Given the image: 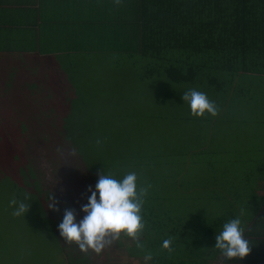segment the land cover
<instances>
[{"label":"rangeland","instance_id":"obj_1","mask_svg":"<svg viewBox=\"0 0 264 264\" xmlns=\"http://www.w3.org/2000/svg\"><path fill=\"white\" fill-rule=\"evenodd\" d=\"M120 39L92 45L83 38L77 44L65 41L57 48L65 54L62 58H34L35 69L22 65L0 68V264H108V259L118 262L116 257L123 258L126 251L143 257L146 252L159 255L167 251L162 243L169 237L173 238L171 245L178 244L177 249L167 251L174 264L188 253L184 250L187 244L214 247L215 241L211 243L204 229L211 226L210 218L227 217L229 204L222 202V196L244 200L253 193L251 186L259 189L251 170L264 151V124L256 120L264 115V77H236L230 79L232 86L225 87L237 92L239 85L246 84L250 103L234 99L230 93L220 96L204 81L189 87L160 77L148 82L132 76L123 83L122 72L133 71L135 57H122ZM135 69L139 71L141 64ZM23 74L27 75L26 89L21 90L24 98L14 99L20 93L14 83ZM189 89L215 101L218 115L192 116L181 98ZM18 103H36L51 111L50 116L65 117L76 125L98 121L99 139L95 143V138L86 140L77 133L79 139L63 140L52 134L53 144L46 140L48 150H43L41 139L25 135L18 127L12 114ZM123 110L135 116L122 120L119 114ZM45 121L37 123L38 131H44ZM14 148L21 156L12 155ZM25 159L37 185L22 177ZM99 165H107L103 174H112L117 180L136 172L138 188L151 185L142 210H147L148 200L152 202L157 223L164 226L150 227L144 219L149 214L142 213L146 225L140 237L143 251L123 234L99 255L82 252L60 236L58 225L66 208L75 209L77 221L85 215L81 206L91 195L88 186L94 190L102 173ZM56 184L59 188L53 192ZM24 193L29 196L24 201L29 210L25 216L15 217L16 206L9 202L13 197L24 200ZM54 195L59 211L48 207Z\"/></svg>","mask_w":264,"mask_h":264},{"label":"trees","instance_id":"obj_2","mask_svg":"<svg viewBox=\"0 0 264 264\" xmlns=\"http://www.w3.org/2000/svg\"><path fill=\"white\" fill-rule=\"evenodd\" d=\"M69 2L84 5L85 12L82 22L75 20L80 28L74 44L79 43L81 38L85 42L88 40L87 43L91 45L92 42L105 44L104 41L109 44L121 38L122 57H135L131 66L133 71L122 72L123 83L132 76L138 81L148 82L160 77L170 83H185L189 87H197L204 81L208 88L212 86L213 91L220 93V96L230 93L234 99L250 103L251 99L246 97V84L243 88L239 85L236 92V89L231 88L234 81L231 83L230 79L240 76L245 79L264 77V0H122L120 5H116L114 0ZM51 13L56 15L55 11ZM63 55V52L55 53V59ZM138 63L141 64L139 71L135 69ZM26 77V74L17 77L23 87L17 86L16 80L14 86L20 93L14 99L24 98L21 90L26 89ZM230 83L231 86L225 89ZM51 105L55 104L52 102ZM185 107L190 108L187 105ZM13 108H16L12 114L19 122L18 127L23 129L25 135L41 139L43 150H48L49 143L46 140H51L53 144L55 139L52 134H59L63 140L73 137L79 139L77 133L86 140L95 138L92 141L95 143L99 139L96 134L100 132L96 128L101 123L98 121H83L81 125H76L65 117L55 114L56 118L50 116L51 111H45L36 103H18ZM132 115V112L123 110L119 118L124 120ZM262 117L256 119L257 123L264 124V115ZM43 121L45 126L41 132L37 130V123L42 124ZM84 131L91 137L86 136ZM8 139L13 140L14 137L9 136ZM15 149H12L11 154L21 156ZM97 149L100 150L99 147ZM31 156L33 154L30 152ZM262 157L259 155L258 159ZM26 163L25 159L21 168L24 170L21 171L22 177L32 185H37L35 175H31L33 171L25 167ZM99 166L104 172L107 165ZM26 168L31 169V172ZM262 170L263 162L256 171L254 168L251 170L254 181L263 179ZM153 206L148 200V208L142 213L149 215H145L144 219L149 220L150 227H163L164 224L157 223L158 213Z\"/></svg>","mask_w":264,"mask_h":264},{"label":"crops","instance_id":"obj_3","mask_svg":"<svg viewBox=\"0 0 264 264\" xmlns=\"http://www.w3.org/2000/svg\"><path fill=\"white\" fill-rule=\"evenodd\" d=\"M84 18V5L71 2L68 4V0H0V68L9 69L12 65H22L32 69L31 67L37 66L34 58L55 59V53L60 54L57 50L60 44L69 42L72 38L71 42L74 44L75 38L79 36V23L75 20L82 22ZM19 84L17 79L16 85ZM259 155L264 156V151ZM262 162L264 165L263 157L254 164V171ZM258 181L259 189L251 186L253 193L244 200L237 196H222V202L229 204L227 217L219 214L210 218L211 226L204 229V234L209 236L211 243L215 241L216 244V234L222 231L223 224L239 217L245 229L244 237L250 242L251 252L248 256L242 260H228L219 249L209 248V243L187 244L184 250L188 253L179 256L174 264H264V177ZM58 188L59 184L52 187L53 192ZM53 198L55 200L56 196ZM36 199L38 201L39 197ZM237 203L244 205H235ZM175 246L177 249L178 244ZM175 246L171 245L173 249ZM170 258L172 254L164 251L159 255H152L150 261L151 264H171ZM116 260L118 262L113 259L106 262L147 264L143 255L128 251L123 258L116 257Z\"/></svg>","mask_w":264,"mask_h":264},{"label":"clouds","instance_id":"obj_4","mask_svg":"<svg viewBox=\"0 0 264 264\" xmlns=\"http://www.w3.org/2000/svg\"><path fill=\"white\" fill-rule=\"evenodd\" d=\"M120 5L122 0H114ZM184 103H187L192 116L203 117L205 113L212 116L218 115L219 108L215 101L209 100L207 95L195 89H189L182 93ZM99 143V141H97ZM136 172H129L122 179L117 180L112 174L99 175L98 181L93 187L88 186V202L81 206L85 213L82 219L77 221L75 209L66 208L62 222L58 225L60 236L66 243H75L80 251L87 253L89 250L97 255L118 240L121 234L132 238L135 246L143 251L145 245L140 237L145 229V221L142 216V208L145 197L148 194L147 187L137 185ZM24 200L16 197L9 202L14 207L12 215L25 216L29 205L24 201L29 199L24 193ZM49 208H56V201L50 196ZM244 227L239 217L231 219L223 224L222 231L216 234V244L213 248L219 249L224 258L228 260H242L251 252L250 242L244 237ZM172 239L169 237L162 243V248L172 252ZM144 259L151 260V252H146Z\"/></svg>","mask_w":264,"mask_h":264}]
</instances>
